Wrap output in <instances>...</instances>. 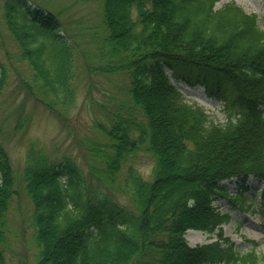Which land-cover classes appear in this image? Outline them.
<instances>
[{
	"label": "trees",
	"instance_id": "trees-1",
	"mask_svg": "<svg viewBox=\"0 0 264 264\" xmlns=\"http://www.w3.org/2000/svg\"><path fill=\"white\" fill-rule=\"evenodd\" d=\"M217 1L101 0L99 23L80 22L75 39L59 12L4 0L1 19L31 68L26 91L52 113L72 101L76 50L88 71L128 78L125 96L94 124L106 140L90 143L86 169L68 156L28 150L22 177L38 247L32 264H264V253L242 252L219 231L193 246L184 236L215 233L228 221L214 202L230 195L224 181L236 178L231 202L253 209L243 195L253 176L264 201V29L256 14L233 1L215 8ZM83 42L92 51L81 52ZM6 76L0 61V92ZM170 76L203 84L222 100L226 120L215 123ZM140 149L155 159L152 178L128 164L119 180ZM16 180L0 141V264H7Z\"/></svg>",
	"mask_w": 264,
	"mask_h": 264
},
{
	"label": "rangeland",
	"instance_id": "rangeland-1",
	"mask_svg": "<svg viewBox=\"0 0 264 264\" xmlns=\"http://www.w3.org/2000/svg\"><path fill=\"white\" fill-rule=\"evenodd\" d=\"M26 1L32 6L59 12L60 18L68 21L69 30L75 39L80 22L84 27L95 26L100 21L101 0ZM230 1L235 2L246 13L256 14L259 26L264 29V0H218L215 8ZM3 2L4 0H0V61L7 67V76L0 92V141L11 158L18 192L13 196L7 213L9 232L4 244V256L7 264H32L38 247L33 238L32 200L24 189L22 177L28 150L32 147L54 160L68 156L86 169L87 148L91 146L90 143L94 140H106L104 134L102 136L94 129V124L98 120L106 121L105 109H112L125 96L128 78L123 73L88 71L80 52L76 50L71 81L72 101L64 112L61 111V115L52 113L26 91L24 81L33 84L31 68L20 57V50L1 19ZM88 48L92 51L90 44L84 45L83 42L81 52H87ZM178 69L181 70V66ZM168 72L172 75L170 70ZM170 77L184 90L186 99L202 106L215 123L226 120L222 100L207 94L203 84L188 86L174 76ZM161 102L155 103L156 109L160 108ZM128 164L134 166L144 179L152 178L155 159L144 149L128 157L122 166L119 180ZM224 184L230 195L237 193L240 187L236 178L224 181ZM244 185L248 189L243 195H251L246 203L252 202L253 209H243L232 203L230 195L218 196L214 201L222 212L228 211L230 216L226 223L220 225V233L222 237L232 240L242 252L254 247L257 253H264V201L258 192L261 184L249 176ZM116 199L127 203L123 194H117ZM185 237L190 245L217 239L214 235L193 229L186 231Z\"/></svg>",
	"mask_w": 264,
	"mask_h": 264
}]
</instances>
